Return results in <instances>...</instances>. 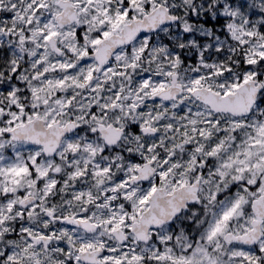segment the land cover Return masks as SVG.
Returning a JSON list of instances; mask_svg holds the SVG:
<instances>
[{"label": "snow or ice", "instance_id": "6c2138e0", "mask_svg": "<svg viewBox=\"0 0 264 264\" xmlns=\"http://www.w3.org/2000/svg\"><path fill=\"white\" fill-rule=\"evenodd\" d=\"M0 264H264V0H0Z\"/></svg>", "mask_w": 264, "mask_h": 264}]
</instances>
